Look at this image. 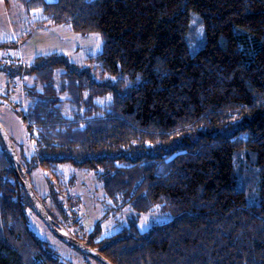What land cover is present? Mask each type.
Returning <instances> with one entry per match:
<instances>
[{
    "label": "trees",
    "instance_id": "16d2710c",
    "mask_svg": "<svg viewBox=\"0 0 264 264\" xmlns=\"http://www.w3.org/2000/svg\"><path fill=\"white\" fill-rule=\"evenodd\" d=\"M19 1L44 25L104 41L85 66L58 54L24 72L0 66L34 77L25 113L6 102L38 135L18 154L31 182L33 168L51 172L49 195L35 189L50 217L111 264H264V0ZM64 165L95 172L105 217L131 208L129 225L105 238L96 227L86 241L68 232ZM29 207L3 145L0 264H73L34 233ZM157 208L171 220L141 232L140 215Z\"/></svg>",
    "mask_w": 264,
    "mask_h": 264
},
{
    "label": "rangeland",
    "instance_id": "374dc122",
    "mask_svg": "<svg viewBox=\"0 0 264 264\" xmlns=\"http://www.w3.org/2000/svg\"><path fill=\"white\" fill-rule=\"evenodd\" d=\"M46 1L52 3L56 0ZM44 18L42 10H35L31 15H28V11L19 0H0V43L14 42L15 45L11 44V46L18 49L19 42L16 39L21 41L25 38L24 40H26L22 52L16 51L14 48L0 50V66L2 68L5 64H9L15 68H22V72H24L29 65L35 62L36 58L57 54L69 57L73 64L85 66L88 64L89 58L102 52L104 41L99 34L83 37L75 34L70 27L42 30L39 28L40 26H37V23ZM192 18V35L189 38V45L190 50L194 53L201 45L198 44L199 41L194 36L199 33L195 27L199 17L192 14ZM60 73L57 72V80H59ZM33 81V76L29 77L24 73L12 78L0 72V123L10 135L16 151L21 154L23 150L26 155L33 152L38 135L35 132L32 136L30 135L18 112L10 103L16 104L25 113L30 104L27 97V86L33 85ZM66 115H68V105L66 106ZM2 148L3 143L0 139V149ZM61 170L67 177L64 178L66 187L63 189L66 194L64 192L63 194L65 197L72 198V207H75L72 209L76 212V214L71 213L66 198L62 197L68 220L63 218L61 222L68 232L78 235L81 240L86 241V237L96 227H100L105 238L120 233L129 225V218L135 215L131 208H126L121 212L112 211L108 217H105L109 212L111 202L105 198L102 183L95 172L76 169L71 165H64ZM50 173L49 170H43L40 167L32 169V184L41 197H47L50 193L47 183ZM70 179L75 181L71 188L68 187ZM248 196L252 200L251 192L248 193ZM154 210L140 215L138 228L141 232L148 231L154 224L171 220L172 217L169 214H160L159 208ZM27 215L34 233L42 241L48 243L62 261H70L73 264H102L58 239L34 209L29 207ZM73 217L78 221L77 224L73 223L71 219Z\"/></svg>",
    "mask_w": 264,
    "mask_h": 264
},
{
    "label": "water",
    "instance_id": "95a60500",
    "mask_svg": "<svg viewBox=\"0 0 264 264\" xmlns=\"http://www.w3.org/2000/svg\"><path fill=\"white\" fill-rule=\"evenodd\" d=\"M0 139L7 153L9 154L17 178L20 184L22 185L24 191L26 192L28 198L30 199L32 207L34 208L38 216L45 222V224L51 230V232L65 244L98 260L102 264H111L105 257L102 256V254L99 251L90 248L89 246L85 245L84 243H82L81 241H79L69 233H67L65 230L61 228V226L58 223H56L50 217L42 200L36 193L28 173L26 172L20 161L18 152L16 151V148L13 145L10 135L8 134V132L5 130V128L2 126L1 123H0Z\"/></svg>",
    "mask_w": 264,
    "mask_h": 264
},
{
    "label": "crops",
    "instance_id": "0c3cea01",
    "mask_svg": "<svg viewBox=\"0 0 264 264\" xmlns=\"http://www.w3.org/2000/svg\"><path fill=\"white\" fill-rule=\"evenodd\" d=\"M31 15V14H30ZM46 20V18H44L43 20H41V21H39L38 23H37V26L40 28V29H42V30H52V29H54V28H62V27H68V26H60V27H51V26H49V25H44L43 24V22ZM32 26V25H31ZM37 27V28H38ZM24 32H26L25 30H23ZM28 36H30V35H28ZM31 37V36H30ZM29 37V38H30ZM29 38H28V40H29ZM16 39V38H15ZM25 39V38H24ZM21 40L20 41V39H16V41L17 42H19V44H18V49H15L16 51L18 50V51H21L22 52V47H24V43L26 42V40ZM25 41V42H24ZM5 42H8V41H5Z\"/></svg>",
    "mask_w": 264,
    "mask_h": 264
}]
</instances>
